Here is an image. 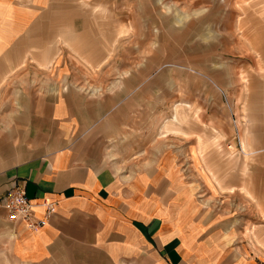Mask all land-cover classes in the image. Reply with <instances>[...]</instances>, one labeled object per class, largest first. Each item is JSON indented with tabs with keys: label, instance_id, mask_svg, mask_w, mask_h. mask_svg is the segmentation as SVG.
<instances>
[{
	"label": "rangeland",
	"instance_id": "1",
	"mask_svg": "<svg viewBox=\"0 0 264 264\" xmlns=\"http://www.w3.org/2000/svg\"><path fill=\"white\" fill-rule=\"evenodd\" d=\"M65 4L59 59L22 87L108 102L126 126L112 149L119 172L171 166L163 197L190 213L208 260L264 264V0Z\"/></svg>",
	"mask_w": 264,
	"mask_h": 264
},
{
	"label": "crops",
	"instance_id": "2",
	"mask_svg": "<svg viewBox=\"0 0 264 264\" xmlns=\"http://www.w3.org/2000/svg\"><path fill=\"white\" fill-rule=\"evenodd\" d=\"M67 7L0 0V198L16 181L35 218L55 205L36 230L0 208V264H215L195 244L190 213L163 197L176 178L171 166L158 159L119 172L112 149L126 126L108 102L69 85L20 84L43 70L39 62L59 59L69 26L57 18Z\"/></svg>",
	"mask_w": 264,
	"mask_h": 264
},
{
	"label": "built area",
	"instance_id": "3",
	"mask_svg": "<svg viewBox=\"0 0 264 264\" xmlns=\"http://www.w3.org/2000/svg\"><path fill=\"white\" fill-rule=\"evenodd\" d=\"M0 208L5 210L8 220L22 222L28 229L36 230L43 227L55 213V205H45L42 218H35L31 201L26 197L23 188L13 181L11 188L0 198Z\"/></svg>",
	"mask_w": 264,
	"mask_h": 264
}]
</instances>
